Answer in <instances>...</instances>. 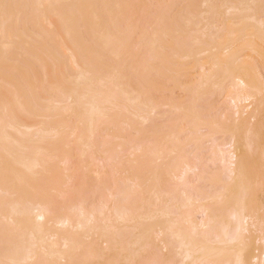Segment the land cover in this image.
<instances>
[{
  "label": "rangeland",
  "instance_id": "374dc122",
  "mask_svg": "<svg viewBox=\"0 0 264 264\" xmlns=\"http://www.w3.org/2000/svg\"><path fill=\"white\" fill-rule=\"evenodd\" d=\"M243 1L0 0V264L180 262L156 210L225 182L231 122L251 109L231 100L236 76L264 94V0ZM85 83L105 96L91 123Z\"/></svg>",
  "mask_w": 264,
  "mask_h": 264
},
{
  "label": "bare ground",
  "instance_id": "6f19581e",
  "mask_svg": "<svg viewBox=\"0 0 264 264\" xmlns=\"http://www.w3.org/2000/svg\"><path fill=\"white\" fill-rule=\"evenodd\" d=\"M241 1L242 4L245 3L243 0ZM252 2L255 1L251 0V4ZM246 7H248V4ZM249 9H253V8L250 7ZM249 9L248 11H252ZM231 72L233 73L234 70H232ZM237 73L239 75V72ZM89 77L90 76L86 75L85 77H83L84 78L83 80H88V79L90 80L91 77L90 78ZM210 80L212 81L211 84H213V79L211 78ZM210 80L208 82H211ZM206 82L207 81H205V83ZM234 85L240 87L236 89L237 91L235 93V96L231 100L236 105H239V102L241 100L244 101L250 99V102L247 103H250L249 105L251 106L249 108L251 109L247 111L244 117H240L239 120L231 122L233 131L231 133L232 136L230 138V142H228L230 143V145L228 143L227 145H229L233 149V152L232 153L230 152V155L233 154L231 158L233 156L234 157L232 158V160L231 159L229 160V157L228 159L225 160V162L229 160L228 163L225 164V166L229 165V167L227 166L228 167L227 169L224 167L227 170L228 174L225 175L223 172L225 176V177L223 176L225 182L224 181L222 182L220 180L221 176H219V174L216 175L218 176L217 177L218 180L216 181L217 179L216 178L215 179L216 182L215 181L214 182L215 184L217 183L219 184H217V187H215L216 185H213V187H215L213 193L207 194L208 191L205 192L207 195L204 197L203 201L205 200L207 201L204 204L201 203L202 205L200 204V206L198 207L195 206L196 204L195 202L199 199V196L202 195V194L200 195L201 192L199 191L201 190L202 187L200 188L198 187L199 189V190L197 189L199 191L198 192L199 195H198L196 193L197 186L195 185V182H192L194 184H191L190 182L192 188L194 185H195L194 188L196 187L195 188L196 191L192 189L195 191L194 194H192L189 191V189H191L189 188L187 192L188 197L185 200L181 201V199L184 198L183 197L181 198L180 196L179 197L180 199L178 198L177 199L181 202L178 201L172 204L171 206H169L168 208L159 207V209L156 210L157 217H162V216L164 217L163 220H161L162 218L159 219L161 220V222L159 221L160 223H158V231L163 234L165 240V246L167 248H174L178 250V252L180 253L179 255L180 262L178 264H264V94L261 92V89L257 87V84L256 85L251 84V81L241 76L239 77L236 76ZM249 89H251V91ZM244 91H246V93L247 91L250 93L245 94ZM75 97H76L75 102H77V107L78 105L79 107L80 106L82 107V109L80 108L78 110L81 111L82 114H84V119L86 117L89 123L94 122V118L96 117V115L98 116L99 113L98 111H100L98 106V103L100 102V98H103L105 96H103L97 90L93 89L91 87V84L85 83L80 88V91L75 94ZM249 105H247L246 107L248 108ZM196 106H193L192 109L189 108L191 110V113L189 111V114H191L190 116H192L193 119L191 124L192 130H195L194 131L195 133L199 129L198 128L199 123L197 122L202 121L203 124H205V122H206L205 125L208 124L207 123L208 120L205 121L204 119L201 118V115L198 113L199 111L197 110ZM228 126L231 127V125ZM223 128L225 129V127ZM210 131L208 129V132ZM4 133L5 132L2 131V135ZM5 136L6 133L2 137L5 138ZM192 136H194V134ZM204 136L205 135H203V138ZM7 137L8 136H6V138ZM196 137L194 136L193 138ZM202 140L200 139V141ZM198 143L199 142L193 143V146L197 145ZM194 153L195 152H193V155ZM196 153H197V149H196ZM219 153H221V151ZM249 154H251L250 156L251 159L249 157ZM252 154H255L254 156L257 155L255 158L258 159L254 158L253 160ZM195 157L197 158L198 156ZM222 157L223 159H225L224 158L225 156ZM190 162L191 163H189L190 164L189 170L192 172H196V170H198L197 163L195 162V160L194 163L192 161ZM32 163L37 164V162L34 163V161ZM250 163L255 164L254 165L255 168ZM207 177L208 176L202 179L205 181ZM189 181H193V180H189ZM210 190L213 191V188ZM201 191H203V189ZM177 199L175 200L177 201ZM199 201L202 200H198V202ZM196 210H199L203 214L201 216L203 218H199L200 220L198 221L195 220ZM44 214L45 213H43L42 210L39 212V216L41 218L44 216ZM180 217H182L181 220ZM181 221L184 222V224L186 223L187 226L186 225L184 226ZM153 225H154L153 223L147 225L146 228H143V230L140 231L138 237L136 235L137 238H135L136 242L134 240V243L135 245L140 244V247L142 248L140 255L135 257L136 256L135 254L134 256L136 262H138L139 259L142 258L144 255L143 247L146 244V242L150 239ZM252 230L257 233V235H255L253 239H251V235H249L252 232ZM111 239L112 238L110 236H107V241H111ZM114 245L115 242L113 241L110 248H112ZM56 253H58V250L51 251L52 255ZM183 260H187L188 263H184Z\"/></svg>",
  "mask_w": 264,
  "mask_h": 264
}]
</instances>
